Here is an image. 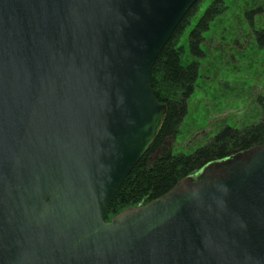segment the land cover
I'll return each instance as SVG.
<instances>
[{
    "label": "water",
    "instance_id": "1",
    "mask_svg": "<svg viewBox=\"0 0 264 264\" xmlns=\"http://www.w3.org/2000/svg\"><path fill=\"white\" fill-rule=\"evenodd\" d=\"M199 0H0V264H264V144L108 221L168 111L150 82Z\"/></svg>",
    "mask_w": 264,
    "mask_h": 264
},
{
    "label": "trees",
    "instance_id": "2",
    "mask_svg": "<svg viewBox=\"0 0 264 264\" xmlns=\"http://www.w3.org/2000/svg\"><path fill=\"white\" fill-rule=\"evenodd\" d=\"M205 0H199L176 28L173 36L156 59L150 75L155 96L168 105L164 124L151 148L145 153L125 179L110 204L108 221L127 208L146 204L169 192L178 182L198 174L211 162L223 160L239 151L264 144V112L258 123L237 128L224 126L205 144L191 153H174L167 141L180 134L188 113V101L194 93L200 74L198 58L205 55L202 43L211 23L226 12V0H213L191 28L188 36L190 54L184 63L186 46L179 43L181 36L193 23V18ZM258 9L246 13L253 19ZM161 153L153 157L157 149Z\"/></svg>",
    "mask_w": 264,
    "mask_h": 264
},
{
    "label": "rangeland",
    "instance_id": "3",
    "mask_svg": "<svg viewBox=\"0 0 264 264\" xmlns=\"http://www.w3.org/2000/svg\"><path fill=\"white\" fill-rule=\"evenodd\" d=\"M213 0H205L193 23L181 36L190 54L191 28ZM228 9L204 34L200 74L188 101V113L180 134L166 145L174 153H191L208 142L224 126L243 127L258 123L264 112V0H226ZM258 9L253 19L246 13ZM162 151L159 148L153 157Z\"/></svg>",
    "mask_w": 264,
    "mask_h": 264
}]
</instances>
